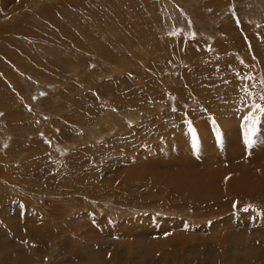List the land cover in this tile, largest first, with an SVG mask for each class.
I'll return each instance as SVG.
<instances>
[{"label":"rangeland","instance_id":"obj_1","mask_svg":"<svg viewBox=\"0 0 264 264\" xmlns=\"http://www.w3.org/2000/svg\"><path fill=\"white\" fill-rule=\"evenodd\" d=\"M256 105L264 0H0V264H264Z\"/></svg>","mask_w":264,"mask_h":264},{"label":"snow or ice","instance_id":"obj_2","mask_svg":"<svg viewBox=\"0 0 264 264\" xmlns=\"http://www.w3.org/2000/svg\"><path fill=\"white\" fill-rule=\"evenodd\" d=\"M237 23H239V21H237ZM255 107L258 108L262 113H264V108H261L259 105H256ZM245 119L250 122V125L249 124L245 125L244 139H245L246 144L251 145L254 143L252 137L256 134L255 125L258 122V118L254 117L252 115H249ZM189 131L191 133V138H192L191 139L192 147L194 149L198 148L199 141L197 139V130L194 127H192L190 123H189ZM216 135H217V139L219 140L220 139V133L218 130L216 131ZM244 211L247 212L248 209L245 208Z\"/></svg>","mask_w":264,"mask_h":264},{"label":"bare ground","instance_id":"obj_3","mask_svg":"<svg viewBox=\"0 0 264 264\" xmlns=\"http://www.w3.org/2000/svg\"><path fill=\"white\" fill-rule=\"evenodd\" d=\"M5 1V0H4ZM19 4V3H18ZM4 6V5H3ZM19 7V6H18ZM36 17H37V15H36ZM40 20V19H39ZM42 21V20H41ZM45 21H47V20H45ZM49 23V22H48ZM16 26V25H15ZM47 26V25H46ZM16 29H17V26H16ZM0 193H1V191H0ZM5 195V194H4ZM16 225V224H15Z\"/></svg>","mask_w":264,"mask_h":264}]
</instances>
